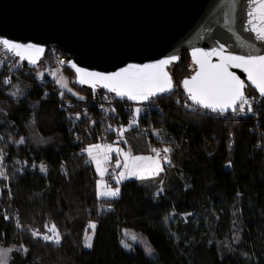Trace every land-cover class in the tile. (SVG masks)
<instances>
[{"label": "trees", "instance_id": "obj_1", "mask_svg": "<svg viewBox=\"0 0 264 264\" xmlns=\"http://www.w3.org/2000/svg\"><path fill=\"white\" fill-rule=\"evenodd\" d=\"M5 54L14 62L0 63V245L13 246L8 264H264V98L254 88L246 89L257 99L252 111L194 106L181 87L192 72L184 52L171 67L173 92L112 107L103 90L71 81L75 93L38 75L66 55L57 45L35 69ZM98 142L143 155L168 146L169 161L155 176L124 182L118 196L100 197L86 151ZM53 226L59 242L43 238ZM125 227L145 233L154 253L127 249Z\"/></svg>", "mask_w": 264, "mask_h": 264}, {"label": "water", "instance_id": "obj_2", "mask_svg": "<svg viewBox=\"0 0 264 264\" xmlns=\"http://www.w3.org/2000/svg\"><path fill=\"white\" fill-rule=\"evenodd\" d=\"M261 2L264 0H0V41L33 45L17 55L1 43L31 69L39 66L51 45H57L66 54L65 67L74 73L78 87L94 93L103 90L134 105L175 90L171 67L180 63L182 52L187 51L192 72L181 80L185 96L203 110L227 114L236 112L242 102L237 101L235 109L226 111L204 108L189 98L183 81L199 71L193 56L197 50L220 51L225 56H264V39L259 38L258 32L264 28V17L259 12ZM173 56L176 59L165 66L171 89L147 100L122 97L105 82L84 75L114 74L130 65L158 63ZM209 59L215 64L221 57L212 55ZM228 71L244 82V96L251 86L264 98L243 67L237 68L233 63ZM82 79L88 82L81 83Z\"/></svg>", "mask_w": 264, "mask_h": 264}, {"label": "snow or ice", "instance_id": "obj_3", "mask_svg": "<svg viewBox=\"0 0 264 264\" xmlns=\"http://www.w3.org/2000/svg\"><path fill=\"white\" fill-rule=\"evenodd\" d=\"M259 12L264 17V2L259 4ZM250 15H252L250 13ZM259 38L264 39V28L258 29ZM6 48L13 50L17 55H21L22 51L32 49L33 45H22L11 42L7 39L0 41ZM36 51H42V49H36ZM199 52V55H197ZM193 52L195 57V63L199 65V71L196 75L190 79L183 81L184 87L189 93V98L196 104L202 105L204 108H209L214 111H226L229 108L235 109L237 101L242 103H248L247 98L244 96V82L236 76L234 73L228 71L229 67L234 63L235 67H243L248 73V79L254 84L261 95H264V56H233L223 55L220 51L202 52L197 50ZM217 55L221 57L219 63L213 64L209 57ZM176 59L175 56L169 59H162L158 63L146 64L143 66L130 65L128 68L123 69L120 72L114 74L104 75L101 73H84V75L91 77L97 81L105 82V86L109 87L111 91L116 92L120 96H127L132 100H147L150 96L155 95L158 92H165L172 87V81L165 71V66L172 63ZM77 71H81L77 69ZM87 80L82 79L81 83H87ZM139 111V110H137ZM243 111V108H240ZM22 142V141H21ZM99 145L90 146L86 151L91 156L94 148H99ZM111 151V146H107ZM155 151V150H154ZM165 152L170 149H164ZM126 157L128 154H125ZM159 157V153H157ZM143 157H132L133 167L129 170L128 175L137 176L140 175V171L136 169L135 162ZM147 159H151L150 157ZM164 159H168L167 156ZM99 164V161H97ZM156 167L149 172V175L156 174L160 168L159 159L155 161ZM125 167H128L126 164ZM0 175H3L0 172ZM103 176V172L101 173ZM121 177L124 173L120 174ZM119 189H108L101 192L102 196H117ZM93 229L95 225L91 226ZM54 233V236L44 235V239H55L57 242L60 240V235L55 226L50 229ZM39 235V233H37ZM136 239L135 236L132 237ZM87 246L91 247V237H88ZM127 247V245H125ZM13 251L12 249L0 248V264H8L7 256ZM151 251V249H149Z\"/></svg>", "mask_w": 264, "mask_h": 264}, {"label": "rangeland", "instance_id": "obj_4", "mask_svg": "<svg viewBox=\"0 0 264 264\" xmlns=\"http://www.w3.org/2000/svg\"><path fill=\"white\" fill-rule=\"evenodd\" d=\"M51 47H54V45H51ZM4 50L5 49L0 43V56H7L5 54V52L7 51L6 50L4 51ZM184 52L187 53V56H189V53L187 51H183L182 54ZM187 56L185 57L186 61H187V58H190V56L189 57ZM0 63L3 64L2 59H0ZM12 63L14 62L9 61L7 64H3V65L10 66ZM37 73L40 76H44L45 74H48L50 75V78L56 80V83L58 86L68 91H71V92L81 93L78 89L73 87L72 82H74L75 76L74 75L70 76L69 72H67L66 69L63 67V63L58 62V64L53 65V66H48L47 68L39 67L37 70ZM113 98L114 96L112 94H107L106 92L104 95H102V99H105L106 101L108 99L112 100ZM247 100H248V103L239 104L238 110L236 112H238L241 107L243 108V111L245 109L246 111L253 110L252 105L253 103L257 101V99L253 98L252 96H248ZM153 102H149L147 104H150ZM93 145H99L100 147L94 148L91 156L88 154V152L87 154H88L89 160L93 162L96 168L97 174H98L96 186H97V194L100 197H114V196L100 195L101 192L107 191L108 189L114 190L118 188L119 194H120L121 187L124 182L129 183V182H132L138 179L149 178V177L157 175L161 170H159L158 172H156V174H153V175L148 174L156 167L155 161L157 159H159V164H160L161 169H163L164 164L168 163L169 161L168 159L167 160L164 159V157L167 156V152H165L164 149H169L168 146H165V148L163 149L157 150L155 153L143 155V154H133L132 151L128 147L122 146V144H118L116 142H109V143L108 142H98V143L89 145L86 149H88L90 146H93ZM109 145L112 148L111 151L108 150L107 146ZM157 153H159V157H157ZM125 154H128L127 157ZM132 157L145 158V159H141L135 162V167L136 169L140 171V175H137V176L128 175L129 170L133 167ZM149 157L151 159H147ZM97 161H99V164H97ZM126 164L128 165V167H125ZM102 172H103V176L101 175ZM121 173H124L123 177H121L120 175ZM92 225H95L96 227V223H92L91 226ZM53 234L54 233L52 232L50 236H52ZM93 236H94L93 232L87 233L85 235V245L86 246L88 242V237H91V246H92ZM133 236H135L136 239H133L132 238ZM121 242L124 246L127 245V247L125 246L127 249H130L133 244H139L142 247H144L149 254L154 253V248L152 247L149 241V238L147 237L145 233L141 231H137L135 229L125 227L123 230V237H122ZM0 248L5 249V250L13 249V246L8 247V246L0 245ZM149 249H151V251H149ZM8 257H9V254L7 256V260H8Z\"/></svg>", "mask_w": 264, "mask_h": 264}, {"label": "built area", "instance_id": "obj_5", "mask_svg": "<svg viewBox=\"0 0 264 264\" xmlns=\"http://www.w3.org/2000/svg\"><path fill=\"white\" fill-rule=\"evenodd\" d=\"M0 59H2V62H9V59L6 58V56H0ZM59 62L60 63H66L67 62V56L65 55L63 57H60V61ZM5 79H6L7 82H9V80H10L9 77H6ZM102 100H104L106 102V104H108V105H110L112 107H114L116 105L117 101H118V99H116L115 97L112 100H109V99L107 101L105 99H102ZM143 104H147V103H143ZM67 105L69 107L74 106L75 105V100L74 99L73 100H68L67 101ZM140 105H142V104H140Z\"/></svg>", "mask_w": 264, "mask_h": 264}]
</instances>
